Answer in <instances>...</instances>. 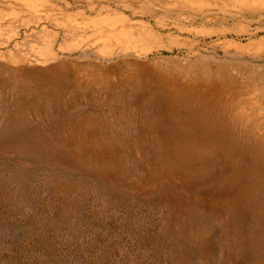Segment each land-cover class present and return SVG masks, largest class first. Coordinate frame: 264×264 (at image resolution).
Here are the masks:
<instances>
[{"label": "rangeland", "instance_id": "1", "mask_svg": "<svg viewBox=\"0 0 264 264\" xmlns=\"http://www.w3.org/2000/svg\"><path fill=\"white\" fill-rule=\"evenodd\" d=\"M263 90L264 0H0V264H264Z\"/></svg>", "mask_w": 264, "mask_h": 264}, {"label": "bare ground", "instance_id": "2", "mask_svg": "<svg viewBox=\"0 0 264 264\" xmlns=\"http://www.w3.org/2000/svg\"><path fill=\"white\" fill-rule=\"evenodd\" d=\"M180 1V0H179ZM182 1V5L185 6L186 4H188V2H190V0H181ZM193 2V1H192ZM195 3V2H194ZM129 5V4H128ZM131 6V5H130ZM97 40V39H96ZM168 74V73H167ZM149 76V75H148ZM236 81V80H235ZM62 83V82H61ZM237 85V84H236ZM221 87V86H220ZM202 89V88H201ZM238 89V88H237ZM264 91V90H263ZM231 93V92H230ZM235 97V96H234ZM202 107V106H201ZM260 107V106H259ZM263 107V106H262ZM155 108V107H154ZM261 109V108H260ZM257 113V112H256ZM255 113V114H256ZM201 114L204 116V118L206 117V114L205 112L202 113V110H201ZM261 119V118H260ZM210 120L207 121V119H199V121H195L193 122V124L190 126V131L189 134L187 135V138L190 137V136H195L194 134L196 133H202L206 130V124H210L209 123ZM202 136V135H201ZM187 141V140H186ZM186 143V142H185ZM176 148H179L178 146L177 147H174V148H168V149H176ZM181 149V148H179ZM182 149L186 150L184 147H182ZM202 156H198L197 158V161L202 165ZM191 212V211H190ZM256 220V219H255ZM259 221V220H258ZM241 227V226H240ZM244 227V226H243ZM261 227V226H260ZM242 228V227H241ZM264 229V228H263ZM246 248L251 252V253H254L256 254V256L258 257L259 255L263 256L264 258V237L262 238H259V239H256L252 236H249L248 237V241L246 242L245 244ZM249 264H255V263H249Z\"/></svg>", "mask_w": 264, "mask_h": 264}]
</instances>
